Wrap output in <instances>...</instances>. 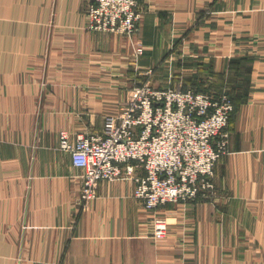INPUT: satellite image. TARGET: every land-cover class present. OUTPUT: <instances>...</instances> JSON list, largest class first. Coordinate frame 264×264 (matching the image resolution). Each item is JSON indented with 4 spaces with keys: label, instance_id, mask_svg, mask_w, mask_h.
Listing matches in <instances>:
<instances>
[{
    "label": "crops",
    "instance_id": "obj_1",
    "mask_svg": "<svg viewBox=\"0 0 264 264\" xmlns=\"http://www.w3.org/2000/svg\"><path fill=\"white\" fill-rule=\"evenodd\" d=\"M93 1L0 0V264H264V0H141L134 39L89 30ZM137 82L234 99L216 197L152 212L119 179L81 205L62 133H101Z\"/></svg>",
    "mask_w": 264,
    "mask_h": 264
},
{
    "label": "built area",
    "instance_id": "obj_2",
    "mask_svg": "<svg viewBox=\"0 0 264 264\" xmlns=\"http://www.w3.org/2000/svg\"><path fill=\"white\" fill-rule=\"evenodd\" d=\"M145 12L141 0H94L87 28L134 39ZM234 108L227 91L135 85L120 111L105 116L101 133H80L75 141L62 133L61 150L83 171L81 205L97 197L100 183L119 179H132L134 197L152 212L216 197L215 167L228 152ZM152 225L154 239L167 237V218L154 216Z\"/></svg>",
    "mask_w": 264,
    "mask_h": 264
},
{
    "label": "rangeland",
    "instance_id": "obj_3",
    "mask_svg": "<svg viewBox=\"0 0 264 264\" xmlns=\"http://www.w3.org/2000/svg\"><path fill=\"white\" fill-rule=\"evenodd\" d=\"M138 83L139 82H137V84L136 85H138ZM204 92V91H203ZM230 98H231V101H232V103L234 104V106H235V102H234V99L230 96Z\"/></svg>",
    "mask_w": 264,
    "mask_h": 264
},
{
    "label": "trees",
    "instance_id": "obj_4",
    "mask_svg": "<svg viewBox=\"0 0 264 264\" xmlns=\"http://www.w3.org/2000/svg\"><path fill=\"white\" fill-rule=\"evenodd\" d=\"M235 109V108H234Z\"/></svg>",
    "mask_w": 264,
    "mask_h": 264
}]
</instances>
